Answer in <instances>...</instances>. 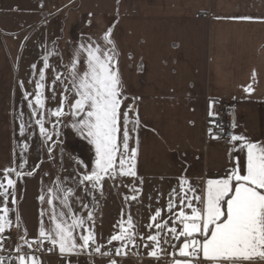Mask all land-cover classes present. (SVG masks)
Segmentation results:
<instances>
[{
    "label": "crops",
    "instance_id": "0c3cea01",
    "mask_svg": "<svg viewBox=\"0 0 264 264\" xmlns=\"http://www.w3.org/2000/svg\"><path fill=\"white\" fill-rule=\"evenodd\" d=\"M28 2L33 4L31 8L22 0H0V170L21 162V145L26 140L30 147L25 153L27 166L23 171L27 173L35 168L31 176L17 179L14 204L9 197V218L14 226L18 225L19 237L25 230L28 239L38 235L41 211L48 208L39 197L57 177L75 176L76 166L70 157H79L90 166L94 160L92 146L70 128L61 129L63 151L59 146L56 148L64 158L60 167L49 158L37 135L29 139L30 133H26L22 137L20 113L23 111L25 120L30 114L24 91H34L42 57L52 53L44 91L49 97L46 107H57L63 89L58 84L56 99L50 98L48 85L55 75L52 69L66 73L65 66L79 43L87 37L103 43V33L110 27L123 93L127 97L121 109L125 111L134 104L141 122L137 175L122 176L126 178L125 185L139 190L137 194L129 188L130 195H136L132 201L139 215L146 214L153 197L157 202L155 209L164 211V202L168 203L173 189L179 190L181 179L202 188L208 178L222 177L232 166L235 153L229 142L208 138L210 101L229 102L232 123L236 124L232 134H243L254 142L264 143V0ZM33 64L37 65L35 73ZM249 84L254 89L251 93L244 91ZM135 114L129 112L130 117ZM130 144L136 146L134 142ZM244 159L242 155L241 160ZM12 178L16 179L14 174ZM120 194L128 206L126 195L122 191ZM97 196L100 200L101 196ZM85 201L93 207L97 200L86 198ZM105 208L104 220H99L95 227L98 242L104 245L102 251L110 249L107 240L119 231L114 228L116 212L107 205ZM75 210L81 211L78 204ZM44 219L47 221V216ZM145 224L139 217L136 225L140 234ZM136 242L140 243V252L136 254L135 246L129 245L125 248L127 255L115 259L171 264V256L161 254L157 260L142 253V249H149L144 246L146 239L137 237ZM166 249L168 253L173 251L170 246ZM47 257H59L60 264H78L75 260L78 258L112 259L92 250L62 256L58 247L55 253L47 251L43 258Z\"/></svg>",
    "mask_w": 264,
    "mask_h": 264
},
{
    "label": "snow or ice",
    "instance_id": "6c2138e0",
    "mask_svg": "<svg viewBox=\"0 0 264 264\" xmlns=\"http://www.w3.org/2000/svg\"><path fill=\"white\" fill-rule=\"evenodd\" d=\"M111 33V27L103 33V43L92 37L80 42L65 66L66 73L52 69L55 75L48 85L50 98L56 99L58 84L63 89L57 107H46L49 97L44 91L52 53L42 57L34 91H24L30 114L25 120L23 111L20 113L19 133L22 137L26 133H30L29 139L37 135L51 158L58 146L63 151L61 129L70 128L92 146L94 160L90 166L79 157H70L76 166L75 176L57 177L39 197L48 208L41 211L38 235L28 239L25 230L19 237L22 243H17L7 257L0 255V264H42L38 253L51 252L57 247L62 256L84 254L89 248L103 256L127 255L124 249L135 245L137 237L146 239L144 246L151 249L147 253L149 257L158 260L161 254L171 256V264H264V143L254 142L243 134L229 137L235 156L232 159L230 153L232 166L224 176L208 178L202 188L181 179L179 190H172L167 203V211L172 216L156 222L162 215V210L157 209L149 217L147 228H155L154 234L149 232L146 237L140 234L132 215L128 214L126 220L122 217L120 224L114 226L119 231L107 240V244L119 242V246L102 251L104 245L98 242L94 213L85 199L98 201L97 194L103 196L105 182L109 179L136 177L141 127L134 104L128 105L125 111L121 109L127 97L123 93ZM31 67L35 73L37 65ZM20 83L23 88L24 82ZM253 90L251 84L244 88L248 93ZM215 103L210 101V109ZM130 111L136 114L130 117ZM209 115L214 117L211 123L219 128V133H213L210 127L209 134L220 139L225 129L216 124V113L210 110ZM231 127H236L234 121ZM130 142L136 146H131ZM29 147L27 140L24 141L21 162L0 170L3 176L0 180V251L5 250L6 229L14 226L9 218V197L14 204L17 179L31 176L35 171V168L27 173L23 171L27 166L25 153ZM13 174L16 179L12 178ZM69 180L73 183H67ZM130 191L139 192L135 187ZM78 192L84 195H77ZM125 199L135 200L136 195ZM77 204L81 209L79 213L75 210ZM83 210H87L86 215ZM19 219L17 217V221ZM45 243L50 245L47 249ZM165 245L174 251L168 253ZM109 264H118V261L112 258Z\"/></svg>",
    "mask_w": 264,
    "mask_h": 264
},
{
    "label": "rangeland",
    "instance_id": "374dc122",
    "mask_svg": "<svg viewBox=\"0 0 264 264\" xmlns=\"http://www.w3.org/2000/svg\"><path fill=\"white\" fill-rule=\"evenodd\" d=\"M25 2L29 3L28 0H24ZM22 0V2H24ZM32 2H37V1H34V0H31ZM28 8H31V6H33V4H28L27 5ZM1 14H0V19H1ZM58 148V147H57ZM57 151V149H55ZM52 158L55 160L56 162V166L60 167L62 165L61 162L64 161V158L63 156L60 155V153L57 151V153L55 154H52ZM69 166V165H68ZM122 182V184H120ZM126 182V178L125 177H122V176H119L117 180L113 181V182H109V184H107V186L105 185L104 186V194L103 196L100 197V200L98 201H94L95 205L93 207H90V210L94 213V221H95V227H97V225L99 224V220L103 221L104 218H103V213L106 212V208L105 206L107 205L108 207L112 208L114 212H116V215H115V218H116V226L120 224L121 220H122V217L126 220V217L128 216V214H131L134 221H135V224L137 223V220L139 219V217H141L142 219H144L146 221V224L142 226V234L145 236L147 234H149V232L151 233H155L156 229L153 228V229H148L147 228V225L149 223V217L154 215L156 209H155V205H156V200H155V197H153L151 199V201L149 202V204L151 202H154L155 204H151L147 206V212L146 214H142V215H139L138 211H136V208H135V205H134V202L132 200H129V202H127V205L126 206V202H123L124 199H123V195L120 194V192L122 191L127 197H131L132 195H130V192H129V186L125 185ZM121 185V186H120ZM99 195V194H98ZM86 202V201H85ZM123 202V203H122ZM166 201L164 202V211H162V216H161V219L160 217H157V221L156 222H162L163 220H165L166 217H168L169 215H172V213H169L167 211V206H166ZM158 207L160 208V204H158ZM129 210V212H128ZM86 212L87 210H84V213L86 215ZM168 215V216H167ZM16 230H17V233H18V229L17 227H14ZM118 229V227H117ZM117 243V247L119 246V242H115ZM140 244V243H139ZM139 244L138 242H136L135 245H131V246H135V253L137 254V251L140 252V249H139ZM166 246L168 245H165V248ZM46 249V248H45ZM89 250H92L91 248H89L87 251ZM151 249H142V253H148V251H150ZM125 251V249H124ZM44 252L43 256L46 257V254H47V251L44 250L42 251ZM41 252V253H42ZM121 256H124V255H121ZM40 259L42 260V264H60L59 260L60 258L59 257H47V259L43 258L40 256ZM77 260V263L78 264H109V258L107 257H104V258H96V259H92V258H78V259H75ZM118 261V264H143V261L140 259V260H133V261H128V260H124V259H116ZM166 263V262H164ZM76 264V262L74 263ZM163 264V263H162Z\"/></svg>",
    "mask_w": 264,
    "mask_h": 264
},
{
    "label": "built area",
    "instance_id": "2783aa9c",
    "mask_svg": "<svg viewBox=\"0 0 264 264\" xmlns=\"http://www.w3.org/2000/svg\"><path fill=\"white\" fill-rule=\"evenodd\" d=\"M37 1V0H34ZM217 103L214 104L212 107V111L217 114L215 117L216 124L222 125L225 129L224 135L219 139L222 141H229V137L232 134V113L230 110V105L228 101L226 100H214ZM214 119V117L211 118V121ZM213 133H219V128L215 127L212 124ZM208 138H211L210 134L208 135ZM5 237V250L0 251V255H4L5 257L8 256L9 252H12L15 248V243L17 239V230L12 227L11 229H7L4 233ZM22 243V242H21ZM50 245L46 244V247H49ZM116 247L115 245H112V248ZM56 251V248L53 250V252ZM115 256V255H113Z\"/></svg>",
    "mask_w": 264,
    "mask_h": 264
},
{
    "label": "trees",
    "instance_id": "16d2710c",
    "mask_svg": "<svg viewBox=\"0 0 264 264\" xmlns=\"http://www.w3.org/2000/svg\"><path fill=\"white\" fill-rule=\"evenodd\" d=\"M174 251V250H173Z\"/></svg>",
    "mask_w": 264,
    "mask_h": 264
}]
</instances>
